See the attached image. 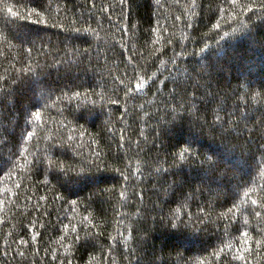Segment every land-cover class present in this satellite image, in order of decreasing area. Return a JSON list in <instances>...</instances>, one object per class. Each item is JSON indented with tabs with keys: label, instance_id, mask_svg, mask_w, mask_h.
Wrapping results in <instances>:
<instances>
[{
	"label": "trees",
	"instance_id": "1",
	"mask_svg": "<svg viewBox=\"0 0 264 264\" xmlns=\"http://www.w3.org/2000/svg\"><path fill=\"white\" fill-rule=\"evenodd\" d=\"M0 264H264V0H0Z\"/></svg>",
	"mask_w": 264,
	"mask_h": 264
}]
</instances>
